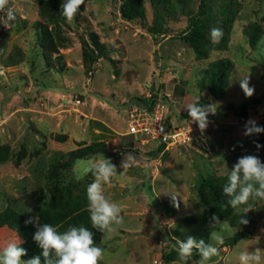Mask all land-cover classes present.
Returning <instances> with one entry per match:
<instances>
[{
	"label": "rangeland",
	"instance_id": "374dc122",
	"mask_svg": "<svg viewBox=\"0 0 264 264\" xmlns=\"http://www.w3.org/2000/svg\"><path fill=\"white\" fill-rule=\"evenodd\" d=\"M121 1L85 0L68 22L63 16L43 18L35 0H9L16 20L8 28L0 23V249L19 237L5 223L8 210L37 222L38 206L57 210L59 198L88 207L86 188L94 177L84 174L83 162L102 153L118 170L105 194L122 206L124 222L115 234L100 232L95 239L105 249L100 264H183L175 238L188 236L218 247L220 255L209 264H239L240 252L264 249V200L250 199L235 209L229 205L231 214L248 213L253 222L250 236L228 245L242 226L221 219L223 226L211 227L197 188L201 178H216L224 187L243 155H256L264 163V132L243 134L248 120L264 127V0H211L200 17L211 48L202 57L179 36L189 17L196 16L200 0H185L182 6L171 0V10L160 8V33L154 36L147 29L158 22L148 0L142 2V16L130 20L119 14ZM4 18L0 12V20ZM36 23L46 29V37L39 38ZM253 24L259 30L251 43ZM212 28L222 30L219 43L211 41ZM218 58L229 59L231 68L216 100L206 89L202 70ZM248 74L251 97L239 86V77ZM180 81L184 91L176 95ZM151 91L164 103L162 112L173 125L190 129L188 141L157 151L154 142L141 143L125 133L124 115L132 98ZM198 98L202 104L219 105L203 133L184 109ZM241 102L253 104L244 120L226 107ZM87 144L103 149L69 156ZM126 153L134 155L135 163L120 168ZM169 193L177 196L178 207ZM213 231L222 235L223 244L212 239ZM19 239L26 250L21 260L38 256ZM199 259L192 256L186 264Z\"/></svg>",
	"mask_w": 264,
	"mask_h": 264
},
{
	"label": "clouds",
	"instance_id": "9594fccd",
	"mask_svg": "<svg viewBox=\"0 0 264 264\" xmlns=\"http://www.w3.org/2000/svg\"><path fill=\"white\" fill-rule=\"evenodd\" d=\"M84 2L85 0H62L60 5L62 16L68 22H72ZM8 3L9 0H0V12L5 13V18L0 20V23L6 28L16 20L15 12L8 7ZM222 35V30L219 28L210 30V38L214 44L219 43ZM239 86L245 97H251L254 94V87L250 86L249 74L239 77ZM218 106L216 102L202 104L198 98L186 104L184 109L191 121L203 133L210 124L209 115H215ZM261 132H264V127L257 126L254 120H248L245 123L243 133L245 136ZM255 147L259 149L261 145L257 143ZM133 163H135L134 155L126 153L120 163V168H128ZM83 171L85 175L90 173L94 177L86 188L87 210L92 228L109 235L115 234L124 222L121 215L123 209L119 203L112 201L105 194V185L110 184L112 178L118 175L116 165L100 153L83 162ZM222 191L230 197L228 204L234 209L240 205H248L250 199L264 200V163L256 155L239 157L230 170L228 182ZM169 195L173 206L178 207L177 196L171 193ZM250 209L249 206L246 212ZM28 211L30 212L31 209ZM34 222L36 218L30 217L25 220L26 225ZM239 223L247 224L248 221L241 217ZM209 225L215 228L217 225L223 226V222L213 214ZM211 236L216 244H223V237L218 232L213 231ZM33 239L42 249L43 264H100L105 256V249L96 244L93 232L84 226H69L64 232H58L48 223L38 224ZM256 239L259 241V237ZM175 241L178 246L179 260L183 264H186L193 256L194 250L200 257L197 264H209L213 257L220 255L217 246L206 243L203 239L198 240L188 236L184 241L178 238H175ZM20 244L21 241L17 237L15 241L8 242L0 249V264H41L40 256H34L26 261L21 260V257L26 255V250ZM238 259L239 264H264V249L256 247L251 251L244 250L240 252Z\"/></svg>",
	"mask_w": 264,
	"mask_h": 264
},
{
	"label": "trees",
	"instance_id": "16d2710c",
	"mask_svg": "<svg viewBox=\"0 0 264 264\" xmlns=\"http://www.w3.org/2000/svg\"><path fill=\"white\" fill-rule=\"evenodd\" d=\"M171 0H148L152 5L156 13V21L158 22V27L148 28L147 32L154 36L160 33V23L161 17L158 14V10L161 8L163 11H169L172 7ZM179 5H183L185 0H174ZM211 0H200L198 4L197 14L189 17V22L186 28L180 33V38L189 43L193 48V51L197 56H206L209 49L206 45L204 24L200 17L205 16L209 10V4ZM38 7V14L48 20H58L62 16L60 12V5L62 0H35ZM143 0H122L118 11L121 18L125 20L134 19L136 17L142 16L143 14ZM35 29L38 33L39 38L46 37L45 28H40L39 24L36 23ZM259 30L258 24H253L251 31L249 32L250 42L254 40V37ZM231 68V62L227 58H218L209 62L206 67H204L203 74L206 79V89L210 96L216 100H219L226 88V78L228 71ZM179 86L176 87V95H181L183 93L182 85L184 81H180ZM133 104L150 106L157 99L155 91H151L148 97H133ZM252 106L253 104L248 102H241L236 107L232 105H227L239 120H244L247 117V106ZM132 106V105H131ZM103 149V145L96 146V144H87L78 149H74L69 152V156L72 158H80L90 153H96ZM163 149V144H159L155 147V150L160 151ZM112 156L119 157L118 154L113 153ZM223 186L216 180V178H201L197 188V195L200 203L203 206L204 217L206 221H210L213 214L217 215L221 220H226L229 225L236 226L240 224L242 230L235 231L234 234L228 239L226 244L232 245L242 237L250 236L249 227L253 222L248 213H237L231 214L228 204L230 197L226 196L223 191ZM59 204L57 203V210H52L47 204L38 206L37 208V223L44 224L48 223L55 227L58 232H64L69 226H84L93 232L94 240L98 237L100 233L96 229L92 228L90 222L89 212L87 206L85 205H75L69 197L59 198ZM246 219L247 224L239 223L240 218ZM6 225L12 229L19 237H21L25 243L33 247L38 256L41 255L42 249L34 241L33 235L37 230L38 224L31 225L25 224V221L16 215L14 212L8 210L5 215ZM193 257L198 258L199 254H194Z\"/></svg>",
	"mask_w": 264,
	"mask_h": 264
},
{
	"label": "built area",
	"instance_id": "2783aa9c",
	"mask_svg": "<svg viewBox=\"0 0 264 264\" xmlns=\"http://www.w3.org/2000/svg\"><path fill=\"white\" fill-rule=\"evenodd\" d=\"M147 94L145 97H148ZM77 103L78 100H75ZM164 103L157 99L150 106L133 104L125 112L126 134L141 143L152 141L155 147L163 144L184 143L189 140L190 129H180L173 125L163 113ZM193 135V134H192Z\"/></svg>",
	"mask_w": 264,
	"mask_h": 264
}]
</instances>
